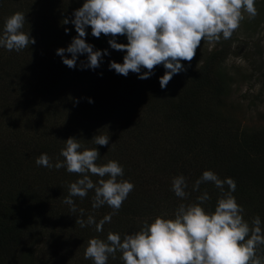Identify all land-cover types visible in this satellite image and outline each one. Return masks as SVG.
Masks as SVG:
<instances>
[{"label":"trees","instance_id":"trees-1","mask_svg":"<svg viewBox=\"0 0 264 264\" xmlns=\"http://www.w3.org/2000/svg\"><path fill=\"white\" fill-rule=\"evenodd\" d=\"M83 2L0 0V33L6 18L19 11L26 19L22 31L35 39L20 52L0 47V264H73L72 252L66 259L68 252L61 251L64 238L85 244V253L91 238L106 240L113 232L123 239L157 216L174 219L181 203L198 202L196 197L204 191L211 199L202 206L214 212L221 190L207 182L193 191L205 170L222 180L232 178L243 218L251 224L259 216L264 226V128L235 127L233 118L222 112L232 81L224 66L227 47L219 42L212 50L196 51L190 64L182 61L186 71L174 74L161 89L163 65L148 79L110 70V62L122 63L125 52L110 49L111 37L96 38L89 26L87 42L108 54L96 69H82L87 54H78L76 67L69 68L56 50L67 48L76 36L71 19ZM64 18L70 22L63 24ZM116 40L127 43L126 36ZM100 134L109 136L108 145L94 144L92 138ZM69 137L97 148L98 164L117 161L124 170L118 180L134 184L102 232L94 224L83 228L76 224L77 217L86 221L92 215L99 222L113 211L106 204L93 209L94 190L83 199L72 198L77 207L72 213L63 201L69 184L80 176L35 162L43 153L53 163L63 161L60 151ZM178 175L187 180L185 198L172 190ZM90 178L94 183L99 179ZM228 190L225 184L224 191ZM43 242L54 245L47 250ZM257 255L264 257V245L257 248ZM80 264L94 262L83 258ZM107 264H124L122 254L110 255Z\"/></svg>","mask_w":264,"mask_h":264},{"label":"clouds","instance_id":"clouds-1","mask_svg":"<svg viewBox=\"0 0 264 264\" xmlns=\"http://www.w3.org/2000/svg\"><path fill=\"white\" fill-rule=\"evenodd\" d=\"M245 13L248 19H255L258 15L255 0H84L71 19L77 35L67 48H58L56 54L69 68L76 67L78 54H87V62H82L81 68H98L103 55L108 53L107 49L94 50L86 41V29L90 26L94 37L109 36L111 48L125 52L122 63L110 62V70L124 76L137 73L139 79H148L157 66L163 65L165 72L159 82L161 89H165L174 74L186 71L182 61L190 64L202 41L230 39L245 19ZM25 22V14L19 11L7 17L0 33V47L20 52L34 44L35 39L29 32L22 31ZM69 22L64 18L62 23ZM118 36H126L127 43H118ZM65 53L71 54L70 57ZM92 140L95 145L106 146L109 136L95 135ZM65 142L60 151L63 161L58 159L53 163L43 153L35 162L46 168H66L69 173L80 176L69 184V194L63 201L72 213L77 212L72 198L83 199L94 190L93 209L106 204L113 211L99 222L92 215L86 221L77 217L76 224L82 228L94 224L96 231L102 232L134 184L118 180L124 170L117 161L98 164L97 148L84 147L73 137ZM90 176L99 179L94 183ZM207 182L221 190L214 212L202 206L211 199L204 191L196 197L198 202L181 203L174 219L157 216L151 223L145 221L139 231L125 234L123 239L113 232L107 234L106 240L91 238L85 259H91L94 264H107L109 256L115 258L119 251L124 264H264V257L257 255V248L264 245V226L259 216L251 224L243 218L244 209L233 195L235 181L230 177L222 180L215 172L205 170L194 182L193 191H199L200 185ZM225 184L229 186L228 191H224ZM187 187L183 175L173 178L172 190L177 197L185 198ZM79 213L82 217L84 209H79Z\"/></svg>","mask_w":264,"mask_h":264},{"label":"rangeland","instance_id":"rangeland-1","mask_svg":"<svg viewBox=\"0 0 264 264\" xmlns=\"http://www.w3.org/2000/svg\"><path fill=\"white\" fill-rule=\"evenodd\" d=\"M255 6L258 10L255 19H248L245 13V19L232 37L228 40L221 37L219 41L228 49L229 55L224 66L232 77L229 95L225 105L221 106L222 112L233 118V126L254 131L264 128V0H255ZM85 39L88 41L87 36ZM219 42L202 41L197 51L212 50L219 46ZM63 242L65 250H58L68 252L66 259L72 252L75 261L71 258V262L80 264L85 258L86 245L81 242L69 243L65 238ZM52 245L54 242L42 243L45 249Z\"/></svg>","mask_w":264,"mask_h":264}]
</instances>
